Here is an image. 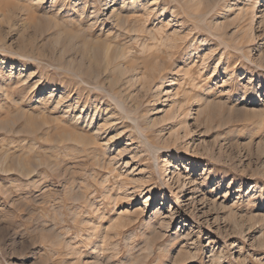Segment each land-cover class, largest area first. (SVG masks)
<instances>
[{"label":"rangeland","instance_id":"obj_1","mask_svg":"<svg viewBox=\"0 0 264 264\" xmlns=\"http://www.w3.org/2000/svg\"><path fill=\"white\" fill-rule=\"evenodd\" d=\"M254 1L0 0V264H264Z\"/></svg>","mask_w":264,"mask_h":264},{"label":"bare ground","instance_id":"obj_2","mask_svg":"<svg viewBox=\"0 0 264 264\" xmlns=\"http://www.w3.org/2000/svg\"><path fill=\"white\" fill-rule=\"evenodd\" d=\"M189 1V0H188ZM191 1V5L193 6V7H196V8H198L200 5H202V4H204L203 3V0H190ZM207 1V3L208 4H215L216 3V1L217 0H206ZM219 1V0H218ZM249 0H246V2H248ZM260 2H261V0H255L254 1V3L256 4L255 6H251L250 7V9L248 10L249 11V13L247 12V10H241V11H239V13H237L238 15H237V17L235 18H233L232 20L230 19L229 21L228 20H225L224 22H221V23H216V25H215V28H217L218 30H226L227 28H228V26H230V24L233 22V21H235V19H240V20H242L244 17H246L247 15H250L249 16V19L251 20V21H253L254 19H255V14H254V11L256 10V8H258V7H260V6H262V4L260 5ZM253 3V4H254ZM115 11H113V10H111V12H110V14H111V16H113L114 17V19H115V21H119L120 20V18L118 17V14L116 15L115 13H114ZM237 19V20H238ZM239 20V21H240ZM125 21V20H124ZM238 21V22H239ZM237 22V21H236ZM237 22V23H238ZM118 23V22H117ZM126 23V22H125ZM123 24V23H122ZM233 24V23H232ZM238 24H240V23H238ZM237 24V25H238ZM61 33V32H60ZM253 32H252V29H248V30H243L242 31V33H240V36L236 39L238 42H243V39H247L249 42H253L254 41V34H252ZM76 35V34H75ZM74 35V36H75ZM227 35V34H226ZM62 36V35H61ZM74 36H72L73 37V39H75L74 38ZM56 38V37H55ZM60 38V37H59ZM59 38L57 37V40H59ZM235 38H236V36H235ZM68 39H71L70 37L68 38ZM67 39V40H68ZM56 40V39H55ZM56 40V41H57ZM233 41V40H232ZM1 42V41H0ZM80 42V41H79ZM56 43V42H55ZM80 43H82V42H80ZM79 44V43H78ZM85 44V43H84ZM237 45H239V44H237ZM90 46V45H89ZM109 46V45H108ZM76 47V46H75ZM110 47V46H109ZM73 48V47H72ZM81 49V48H80ZM99 49V48H98ZM118 49V48H117ZM62 50V49H61ZM73 50V49H72ZM107 50V49H106ZM88 51V52H87ZM89 51H90V48L85 44L84 46H83V48H82V52L83 53H88V55H89ZM92 51V50H91ZM90 51V52H91ZM112 52V51H111ZM61 53V52H60ZM82 53V54H83ZM93 53V52H92ZM98 53V52H97ZM104 53H105V51H104ZM107 53V52H106ZM118 53V52H117ZM117 53L115 54V55H117ZM120 54L122 53V52H119ZM62 54V53H61ZM114 54V53H113ZM119 54V55H120ZM84 55V54H83ZM124 55H125V52L123 53V57H122V54H121V56H120V59H121V57L122 58H124ZM82 56V55H81ZM87 56V55H86ZM90 56V55H89ZM88 56V57H89ZM93 56H96V54H93ZM105 58H106V54L105 55H103ZM118 56V55H117ZM126 56V55H125ZM129 56V55H128ZM70 57V56H69ZM97 57V56H96ZM75 58V57H74ZM87 58V57H86ZM115 58V57H114ZM152 58H155V57H152ZM72 59V58H71ZM81 59V58H80ZM108 59V58H107ZM88 60V59H87ZM87 60H85V61H87ZM90 60V59H89ZM88 60V61H89ZM109 60V59H108ZM123 60V59H122ZM124 60H125V58H124ZM130 60V59H129ZM135 60V59H134ZM61 61V60H60ZM74 61V60H73ZM104 61V60H103ZM103 61H102V63H103ZM112 61V60H111ZM117 61H120L119 60V58H118V60H117V58H116V62ZM132 61V60H131ZM154 61V60H153ZM152 61V62H153ZM156 61V60H155ZM69 62H71V64H72V60L71 61H69ZM91 63L87 66V68L85 69V74L86 75H88L89 77H91V78H94V79H97L98 77H102L101 76V73H102V71H104L105 72V69L103 70L102 69V65H99V63H98V60H97V58L95 59V57L94 58H92V60L90 61ZM105 62V61H104ZM108 62V61H107ZM145 62V61H144ZM203 62V61H202ZM126 63V62H125ZM132 63H134V62H132ZM158 63V62H157ZM157 63H155V65L154 64H152V65H154V66H151V69H149V71L145 74V76L142 78V77H140V78H142V80H140L139 78H136L135 76L136 75H134V77H132L131 75V77L132 78H129V79H127V80H129V81H127V82H130V80L132 79L133 80V82H134V78H136V81L138 82L139 80L141 81L140 83H139V85L141 84L142 85V88H144V89H147V88H149V86L151 87V84H152V82L155 80V77H156V74L157 73H160V68L162 67H160V65L161 64H157ZM117 64V63H116ZM118 64H120V62H118ZM124 64V63H123ZM128 64H129V62H128ZM143 64V63H142ZM218 64H219V61L217 62V65L215 66V68H214V71L217 69V66H218ZM226 64V63H225ZM84 65V64H83ZM108 65V64H107ZM120 65H122V64H120ZM135 65V64H134ZM147 65H148V63H147ZM102 66V67H101ZM117 67L116 68H118V66L119 65H116ZM149 66H150V63H149ZM148 66V67H149ZM75 67V66H74ZM73 67V68H74ZM113 67V66H112ZM120 67H122V66H120ZM131 67H133L132 66V64H131ZM76 68V67H75ZM106 68V67H105ZM150 68V67H149ZM119 69V68H118ZM117 69V70H118ZM140 69H141V67H140ZM144 69V68H143ZM109 70H110V68H109ZM132 70H134V69H132ZM131 70V68L130 67H122V68H120L119 70H118V73H117V75H118V77L116 78L115 77V79H112L111 78V80H109L112 84L114 83V84H116L117 83V81H119V79L121 78V77H123L125 74H129V72L131 73H133V71ZM137 70V69H136ZM142 70V69H141ZM107 71V70H106ZM103 72V73H104ZM116 73V72H115ZM135 73V72H134ZM105 74V73H104ZM135 74H138V73H135ZM141 75H143V72L141 73ZM129 76V77H130ZM138 76V75H137ZM104 78V77H103ZM108 78V77H107ZM106 78V79H107ZM127 78V77H126ZM160 78V77H159ZM105 79V80H106ZM125 78H123V80H124ZM121 81H123L122 79H120ZM93 81V80H92ZM125 81H126V79H125ZM124 81V82H125ZM135 81V82H136ZM119 83H122V82H119ZM131 84H132V81L130 82ZM160 83L162 84L163 83V79H160L159 80V86H158V88H159V90H161V87H162V85H160ZM127 83H125V85H126ZM137 84V83H136ZM124 85V86H125ZM117 86V85H116ZM108 88H109V86H107ZM119 88H120V86H119ZM118 88V89H119ZM129 88H131V87H129ZM128 89V88H127ZM121 90H123V89H121ZM149 90V89H148ZM120 91V90H119ZM146 91V90H145ZM125 93V92H124ZM121 94V93H120ZM185 94V93H184ZM188 94V93H187ZM186 94V95H187ZM129 95V94H128ZM125 97V96H124ZM128 97V96H127ZM184 98H186V96L184 97ZM129 99V98H128ZM184 100V99H183ZM128 101H131V100H128ZM133 101V100H132ZM184 102V101H183ZM188 107V106H187ZM186 107V108H187ZM180 109H181V107H179L177 110H176V112H178V111H180ZM187 109H189V107L187 108ZM187 109H185V111L187 110ZM170 113H172V114H170L169 116H168V119H171L172 117H173V114H174V112H170ZM189 115V110H187L185 113H184V117H187ZM77 118V117H76ZM166 120V119H165ZM176 162H178V160L177 159H174V158H170V159H164L163 160V163H162V168H163V170H162V174H164V177L163 178H165V181L166 182H169L170 181V177H168V176H170L171 174H172V169H173V167H175V164H176ZM176 179V178H175ZM180 179H181V174H178L177 175V179L175 180L176 181V183H177V187L179 188V192H180V194L182 193V188H183V182H181L180 181Z\"/></svg>","mask_w":264,"mask_h":264}]
</instances>
